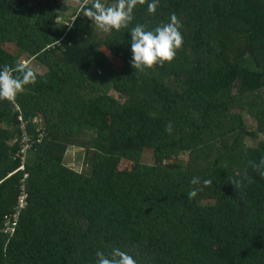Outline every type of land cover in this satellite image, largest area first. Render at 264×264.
<instances>
[{"label": "trees", "instance_id": "obj_1", "mask_svg": "<svg viewBox=\"0 0 264 264\" xmlns=\"http://www.w3.org/2000/svg\"><path fill=\"white\" fill-rule=\"evenodd\" d=\"M81 2L0 0V65L40 73L0 100V264H95L114 247L138 264H264V0L137 3L128 29L174 13L183 37L170 62L142 72L128 29L72 20ZM103 48L119 69L101 63ZM69 147L80 170L64 161Z\"/></svg>", "mask_w": 264, "mask_h": 264}, {"label": "clouds", "instance_id": "obj_2", "mask_svg": "<svg viewBox=\"0 0 264 264\" xmlns=\"http://www.w3.org/2000/svg\"><path fill=\"white\" fill-rule=\"evenodd\" d=\"M137 3H144V0H112V3H105V0H82L79 8L72 16L75 20L83 14L87 17L96 29L103 32L119 31L122 28L128 29L133 21V10ZM156 0L148 3L147 11H156ZM180 21L173 13L169 16L168 22L162 23L152 29H148L142 23H136L128 29L127 50L130 53L129 64L134 70L143 71L151 68L154 64L170 62L176 55V50L183 43L180 32ZM29 61H19L14 66L8 64L0 65V100L15 101L18 93L29 84H34L37 76L40 75L29 66ZM15 73V75H14ZM171 131V124L166 127ZM261 164L264 165V159ZM264 177V171L261 172ZM193 185L201 183L200 178L193 177L190 181ZM204 185L211 183L210 180H203ZM196 190L193 189L188 196L194 197ZM95 264H138L136 258L119 247H114L105 254L103 251L95 253Z\"/></svg>", "mask_w": 264, "mask_h": 264}, {"label": "rangeland", "instance_id": "obj_3", "mask_svg": "<svg viewBox=\"0 0 264 264\" xmlns=\"http://www.w3.org/2000/svg\"><path fill=\"white\" fill-rule=\"evenodd\" d=\"M97 32L98 33L100 32V34H104V32L101 31V30L100 31H97ZM5 47L8 50H13L14 49V44L7 42L5 44ZM101 53H102V57H103V61L101 63H104L106 65H110V67L112 69L111 71H108L109 73L113 72V70H116L115 68H118L119 69L121 67V62L119 61V59H117L116 57H114L106 49L103 48V52H101ZM24 61H26V60H24ZM112 64L114 66H112ZM37 66L40 67L39 65H37ZM101 67L102 68H106L104 65L101 66ZM94 68L95 69H93V70H95L100 76L103 77L105 75H108L107 72H105L104 70H102V68H100V67H94ZM110 94H112L114 96L115 95V92L111 90L110 91ZM259 97L261 98V100H262V98H264V91H261V94H260ZM243 116H244V119H245L246 123L249 126H251L252 129H254V127L256 126V122L251 118V116L248 115L247 112H244ZM223 138H224V136H223ZM258 138H259V135H258ZM260 138H264V136L261 135ZM256 140H259V139H256ZM256 142L257 141H255V143ZM78 156H80V158H81V156H82L81 151L78 150L77 148L69 147L67 149V151H66V155H65L64 161H65V163L68 166H71V167H74V168L80 170L82 168V163H81V159ZM73 159H76V160L74 161ZM78 159H80V160L78 161ZM181 159L185 161L187 159V154L181 155ZM127 164L129 166H131L130 163H127Z\"/></svg>", "mask_w": 264, "mask_h": 264}, {"label": "built area", "instance_id": "obj_4", "mask_svg": "<svg viewBox=\"0 0 264 264\" xmlns=\"http://www.w3.org/2000/svg\"><path fill=\"white\" fill-rule=\"evenodd\" d=\"M30 148V143L27 138L22 139V146L20 149V155L22 157L25 156V152ZM23 168V167H19ZM26 193L22 189L21 193H19L18 198H17V205L15 207V210L10 213L9 215L5 216L4 223L2 225V231L7 235V241L6 244L9 243L11 237L15 234L16 228H17V221H18V216L20 214V210L26 206Z\"/></svg>", "mask_w": 264, "mask_h": 264}]
</instances>
